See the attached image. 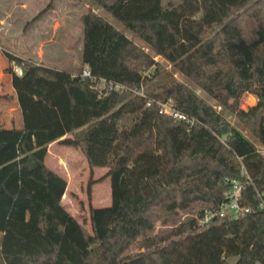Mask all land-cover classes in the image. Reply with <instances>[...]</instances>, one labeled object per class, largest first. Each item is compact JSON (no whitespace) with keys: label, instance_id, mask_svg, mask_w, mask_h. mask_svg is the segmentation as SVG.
<instances>
[{"label":"trees","instance_id":"obj_1","mask_svg":"<svg viewBox=\"0 0 264 264\" xmlns=\"http://www.w3.org/2000/svg\"><path fill=\"white\" fill-rule=\"evenodd\" d=\"M93 1L231 107L264 148V0ZM78 20L77 74L5 52L21 67L20 75L2 70L21 126L0 127V264H231L228 256L264 264V211L257 209L264 156L173 80L144 92L171 97L194 119L190 127L145 106L131 89L147 81L142 68L159 66L99 15L87 11ZM84 65L126 90L98 93L79 76ZM244 93L256 97L246 111L236 109ZM53 141L78 148L89 169L107 168L110 203L88 209V230L61 205L66 181L44 164ZM225 178L243 183L239 203L249 212L199 225L203 209L218 207ZM195 206V217L181 219Z\"/></svg>","mask_w":264,"mask_h":264},{"label":"rangeland","instance_id":"obj_2","mask_svg":"<svg viewBox=\"0 0 264 264\" xmlns=\"http://www.w3.org/2000/svg\"><path fill=\"white\" fill-rule=\"evenodd\" d=\"M48 1L0 0V95L4 93L2 97L6 100L11 86L8 84L9 75L4 74L2 70L7 67L11 68V62L5 57V52L32 61L37 60L36 58L40 56L41 62L39 63L51 65L53 68L67 69L70 73L77 74L80 60L76 48L81 41V27L78 18L85 12L91 11L144 50L159 66L156 73L153 66L141 69L148 73L147 81L143 83V88L146 91L158 92L159 86L169 80L181 84L217 111L225 122L250 141L255 149L264 156V148L256 141L248 128L238 120L231 107L219 105L196 83L185 77L171 63L156 55L148 45L93 0H52L49 8L43 10ZM41 10L43 11L41 12ZM39 12L41 13L35 17ZM63 47L70 48L66 52L67 54L63 53ZM7 102L6 113L8 115L5 119H15L17 114L14 113V105L10 101ZM255 103L254 95L244 93L239 98L236 109L246 111ZM2 124L4 125V121L0 123V125ZM44 164L49 169L64 175L66 190L61 197V205L69 214L82 222L88 230V209L107 206L110 203V182L106 176L107 168H88V172L85 158L78 148L64 146L56 141H53L47 148ZM199 209V206H195L189 211L181 212L180 217L181 219L195 217L196 211ZM135 251V246L128 250L131 253Z\"/></svg>","mask_w":264,"mask_h":264},{"label":"built area","instance_id":"obj_3","mask_svg":"<svg viewBox=\"0 0 264 264\" xmlns=\"http://www.w3.org/2000/svg\"><path fill=\"white\" fill-rule=\"evenodd\" d=\"M11 68L14 74H21V67L17 63L12 61ZM147 75V72L141 71V77H145ZM79 76L81 78L89 79L93 83V87L98 91V93H102L104 91L121 92L126 90V87L120 83L103 78L93 77L86 67L81 69ZM131 92L133 95L143 98L145 106L155 105L157 113L160 115L167 116L175 122H183L187 125V127H190L194 122V119L192 117L186 115L176 108L175 103L171 97L155 99L148 96L144 92L143 83H140L139 87L131 89ZM246 179L248 180V177H246ZM224 180L228 184V187L223 193V197L218 207L215 210H210L207 208L203 209L202 216L198 219L199 225L206 224L211 220L224 215L228 216L231 219H235L249 212L248 207L242 206L239 203L243 183L236 179L225 178ZM257 197L259 198L257 209L264 211V201L262 200V197L259 193H257Z\"/></svg>","mask_w":264,"mask_h":264},{"label":"crops","instance_id":"obj_4","mask_svg":"<svg viewBox=\"0 0 264 264\" xmlns=\"http://www.w3.org/2000/svg\"><path fill=\"white\" fill-rule=\"evenodd\" d=\"M80 48H81V41L78 43V46H77V51H78V53L80 52ZM70 50V48H66V47H63V53L64 54H67L66 52H68ZM12 54V53H11ZM14 55V54H13ZM19 57V56H18ZM40 57V56H39ZM36 58L37 60H33L35 63H39V62H41V58ZM35 59V58H34ZM1 65V64H0ZM45 66H47V67H50V68H53L51 65H48V64H44ZM86 66L84 65V66H82V68H85ZM55 69H58V68H55ZM59 70H65V71H68L67 69H62V68H59ZM68 72H70V71H68ZM8 84L10 85V77H9V79H8ZM11 86V85H10ZM11 88V87H10ZM4 95V93H1V95H0V113H2L1 114V116H0V123H2L3 121H4V125L2 124V125H0V127H3V128H11V127H13V128H20V126H21V122H20V113H19V109H18V106H17V103H16V99H15V94H14V91H13V89L11 88L10 89V93H9V95H8V98H7V100L4 98V97H2ZM7 101H10L14 106H13V108H14V113L15 114H17V117L15 118V119H5V117H6V115H8L7 113H6V109L8 108V102ZM57 142V141H56ZM51 143H53V142H50L49 144H47V146H46V150H47V148L50 146V144ZM60 161H62V160H60ZM86 162V161H85ZM87 168V170H88V172H89V169H88V167H86ZM52 170V169H51ZM55 173H57L59 176H61L65 181H66V179L64 178V175L62 174V173H60V172H58V171H56V170H53ZM65 190H66V188H65ZM64 193H65V191H64ZM63 196V195H62Z\"/></svg>","mask_w":264,"mask_h":264},{"label":"water","instance_id":"obj_5","mask_svg":"<svg viewBox=\"0 0 264 264\" xmlns=\"http://www.w3.org/2000/svg\"><path fill=\"white\" fill-rule=\"evenodd\" d=\"M238 256H229L226 258V260L231 263V264H234L237 260H238Z\"/></svg>","mask_w":264,"mask_h":264}]
</instances>
